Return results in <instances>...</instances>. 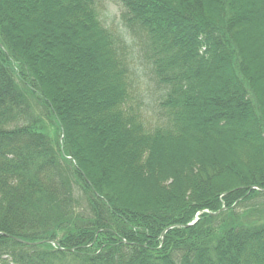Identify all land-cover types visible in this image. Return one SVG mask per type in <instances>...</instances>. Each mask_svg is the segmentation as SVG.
I'll use <instances>...</instances> for the list:
<instances>
[{
    "label": "trees",
    "instance_id": "trees-1",
    "mask_svg": "<svg viewBox=\"0 0 264 264\" xmlns=\"http://www.w3.org/2000/svg\"><path fill=\"white\" fill-rule=\"evenodd\" d=\"M0 264H264V0H0Z\"/></svg>",
    "mask_w": 264,
    "mask_h": 264
},
{
    "label": "rangeland",
    "instance_id": "rangeland-1",
    "mask_svg": "<svg viewBox=\"0 0 264 264\" xmlns=\"http://www.w3.org/2000/svg\"><path fill=\"white\" fill-rule=\"evenodd\" d=\"M105 17H106L108 25H113L116 28L117 27L120 28L122 26L121 25V7L116 5L115 3L113 2L108 3L107 12L105 13ZM136 65L139 68V70L142 71L143 66H142L141 59L136 60ZM141 74L142 73L140 72V75ZM153 83L154 82L151 81L150 77L145 78V76H142L139 79V90L141 91L143 101L145 103V106H142L141 108L146 109L148 112L150 111L153 114H155L154 100H155V93H158V92L155 90V85ZM147 105H149L150 107L149 109H147ZM35 109H36L37 114L39 115V111L41 110L40 105L36 106ZM38 117H41V115H39ZM43 119L46 120L45 117ZM48 123H50V121ZM46 126L48 127L49 125H46Z\"/></svg>",
    "mask_w": 264,
    "mask_h": 264
},
{
    "label": "water",
    "instance_id": "water-1",
    "mask_svg": "<svg viewBox=\"0 0 264 264\" xmlns=\"http://www.w3.org/2000/svg\"><path fill=\"white\" fill-rule=\"evenodd\" d=\"M19 241V240H18Z\"/></svg>",
    "mask_w": 264,
    "mask_h": 264
}]
</instances>
